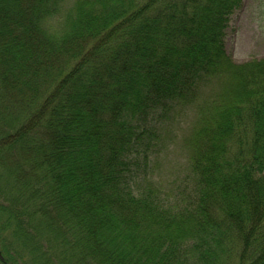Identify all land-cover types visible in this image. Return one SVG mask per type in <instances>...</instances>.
<instances>
[{"label": "trees", "instance_id": "16d2710c", "mask_svg": "<svg viewBox=\"0 0 264 264\" xmlns=\"http://www.w3.org/2000/svg\"><path fill=\"white\" fill-rule=\"evenodd\" d=\"M241 1L0 0V264H264V58L224 48ZM192 105L163 188L138 148Z\"/></svg>", "mask_w": 264, "mask_h": 264}, {"label": "rangeland", "instance_id": "374dc122", "mask_svg": "<svg viewBox=\"0 0 264 264\" xmlns=\"http://www.w3.org/2000/svg\"><path fill=\"white\" fill-rule=\"evenodd\" d=\"M224 39L225 52L236 63L264 58V0H242L230 15ZM190 107L194 108H184L176 117L172 108L155 114L159 129L151 142L157 139L158 143L149 145L150 150L144 148V143L140 144L137 158L141 168L143 154L149 152L150 160L147 172L141 170L140 178L144 172L161 183L159 185L163 188H171L174 182L180 184L183 179L187 180V148L181 140L198 116V108L195 105ZM146 127L151 126L147 124Z\"/></svg>", "mask_w": 264, "mask_h": 264}, {"label": "water", "instance_id": "95a60500", "mask_svg": "<svg viewBox=\"0 0 264 264\" xmlns=\"http://www.w3.org/2000/svg\"><path fill=\"white\" fill-rule=\"evenodd\" d=\"M0 259H2V255H1V253H0Z\"/></svg>", "mask_w": 264, "mask_h": 264}]
</instances>
